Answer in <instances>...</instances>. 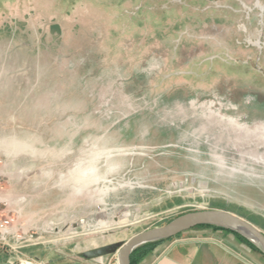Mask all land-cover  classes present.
Returning a JSON list of instances; mask_svg holds the SVG:
<instances>
[{
	"label": "rangeland",
	"instance_id": "374dc122",
	"mask_svg": "<svg viewBox=\"0 0 264 264\" xmlns=\"http://www.w3.org/2000/svg\"><path fill=\"white\" fill-rule=\"evenodd\" d=\"M0 188L6 264L203 209L264 232V0H0Z\"/></svg>",
	"mask_w": 264,
	"mask_h": 264
},
{
	"label": "crops",
	"instance_id": "0c3cea01",
	"mask_svg": "<svg viewBox=\"0 0 264 264\" xmlns=\"http://www.w3.org/2000/svg\"><path fill=\"white\" fill-rule=\"evenodd\" d=\"M140 264H264V253L231 233L203 228L158 245Z\"/></svg>",
	"mask_w": 264,
	"mask_h": 264
},
{
	"label": "water",
	"instance_id": "95a60500",
	"mask_svg": "<svg viewBox=\"0 0 264 264\" xmlns=\"http://www.w3.org/2000/svg\"><path fill=\"white\" fill-rule=\"evenodd\" d=\"M220 227L237 233L264 253V232L250 221L221 209H203L185 213L166 225L147 229L130 238L125 243H114L83 254L87 260H102L106 256L117 255L118 264H130L132 253L139 247L174 238L199 226Z\"/></svg>",
	"mask_w": 264,
	"mask_h": 264
},
{
	"label": "built area",
	"instance_id": "2783aa9c",
	"mask_svg": "<svg viewBox=\"0 0 264 264\" xmlns=\"http://www.w3.org/2000/svg\"><path fill=\"white\" fill-rule=\"evenodd\" d=\"M7 200L3 197L0 188V204L6 205ZM15 215L0 212V237L6 243L8 240L21 241L29 235L30 230L25 231L24 226L18 221ZM33 237V234L30 235Z\"/></svg>",
	"mask_w": 264,
	"mask_h": 264
},
{
	"label": "trees",
	"instance_id": "16d2710c",
	"mask_svg": "<svg viewBox=\"0 0 264 264\" xmlns=\"http://www.w3.org/2000/svg\"><path fill=\"white\" fill-rule=\"evenodd\" d=\"M216 209H221V210H226V209H222V208H216ZM228 211V210H227ZM171 222V221H169ZM252 223V222H251ZM255 225V224H254ZM203 228H209V229H216V230H222V231H225V232H228V233H231L233 234L237 239H239L242 243L246 244L249 248L251 249H255L259 252H262L260 249H258L253 243H251L249 240H247L246 238H244L243 236L237 234V233H233L232 231H229V230H226V229H223V228H220V227H215V226H199L195 229H203ZM183 234V233H182ZM182 234L176 236V237H179L181 236ZM174 237V238H176ZM174 238H171V239H168V240H163V241H159V242H155V243H149V244H146L144 246H141L139 248H137L131 255V259H130V264H140L149 254H151L155 248L164 243V242H167V241H170ZM6 258L3 257V255H1V252H0V264H6Z\"/></svg>",
	"mask_w": 264,
	"mask_h": 264
}]
</instances>
